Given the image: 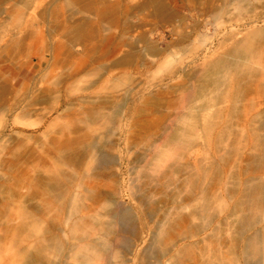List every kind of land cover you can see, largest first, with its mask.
<instances>
[{"label": "rangeland", "instance_id": "rangeland-1", "mask_svg": "<svg viewBox=\"0 0 264 264\" xmlns=\"http://www.w3.org/2000/svg\"><path fill=\"white\" fill-rule=\"evenodd\" d=\"M0 264H264V0H0Z\"/></svg>", "mask_w": 264, "mask_h": 264}]
</instances>
